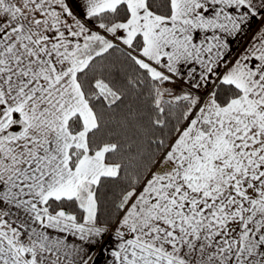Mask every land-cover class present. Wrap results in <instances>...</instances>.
<instances>
[{"label": "snow or ice", "instance_id": "obj_1", "mask_svg": "<svg viewBox=\"0 0 264 264\" xmlns=\"http://www.w3.org/2000/svg\"><path fill=\"white\" fill-rule=\"evenodd\" d=\"M0 264H264V0H0Z\"/></svg>", "mask_w": 264, "mask_h": 264}]
</instances>
